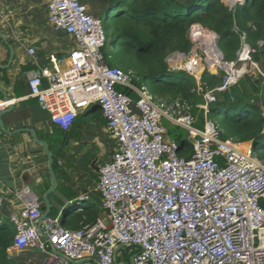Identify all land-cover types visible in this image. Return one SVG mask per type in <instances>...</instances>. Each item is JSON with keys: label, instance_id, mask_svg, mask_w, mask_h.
Returning <instances> with one entry per match:
<instances>
[{"label": "built area", "instance_id": "obj_1", "mask_svg": "<svg viewBox=\"0 0 264 264\" xmlns=\"http://www.w3.org/2000/svg\"><path fill=\"white\" fill-rule=\"evenodd\" d=\"M46 6L49 22L74 36L77 45L66 68L52 57L55 71L43 69L30 77L31 96L63 130L99 104L117 150L99 169L103 213L95 222L70 229L59 215L41 221L43 203L28 193L25 206L9 218L16 230L13 249L45 252L43 264H115L124 254L120 245L133 257L131 264H264V161L251 142L222 139L220 126L207 118L217 93H230L245 75L260 72L246 35L238 60L221 58L216 66L224 76L199 105L205 111L199 129L187 101L155 99L147 86L134 85L133 71L103 62L108 36L85 0H46ZM194 28L191 40L206 47ZM167 62L199 84L209 69L192 52H173ZM44 77L48 87H43ZM165 121L187 131L193 144L190 158L179 156Z\"/></svg>", "mask_w": 264, "mask_h": 264}, {"label": "trees", "instance_id": "obj_2", "mask_svg": "<svg viewBox=\"0 0 264 264\" xmlns=\"http://www.w3.org/2000/svg\"><path fill=\"white\" fill-rule=\"evenodd\" d=\"M105 9L112 33L104 50L107 65H120L124 70L136 72L143 80L137 78L134 85L148 86L155 99L168 103L177 99L188 101L193 106L198 127L204 125V110L199 107L205 102L204 94L222 83L224 72L216 75L204 71L203 90L200 91L193 77L182 71L183 75H176L166 61L173 52L188 54L192 50L194 43L190 39V30L193 25L200 24L219 35L218 45L227 62L238 60L241 36L245 34L255 50L253 61L258 64L259 71L261 66L264 67V0H248L237 4L233 10L222 0H107ZM259 42H262L261 46ZM259 73L257 78L245 75L230 93H218L216 101L209 106L208 118L221 127L222 138L252 142L256 156L264 161V72ZM118 90L138 98L128 88L119 86ZM89 113L95 119L103 117L99 104L93 105ZM221 114L223 120L219 121L217 117ZM84 116L78 117L77 125H81ZM165 125L168 137L178 144L179 156L190 158L193 146L187 133L167 122ZM49 146L57 177L66 176L69 166L60 165L59 154L64 152V146L61 145L59 152ZM59 189H62L60 185ZM71 197L73 199L75 194ZM45 209L43 205L42 211ZM102 212L100 200L92 197L81 211H65L62 222L67 228L78 229L82 222H95ZM15 234L14 227L0 226V264H24L16 258L9 259L8 249Z\"/></svg>", "mask_w": 264, "mask_h": 264}, {"label": "crops", "instance_id": "obj_3", "mask_svg": "<svg viewBox=\"0 0 264 264\" xmlns=\"http://www.w3.org/2000/svg\"><path fill=\"white\" fill-rule=\"evenodd\" d=\"M87 1L92 5L93 12L103 10L107 6V0H85L86 3ZM76 45L74 36L57 29L49 22L46 0H0V95L2 96L0 110H6L13 105V108L2 116L6 131L0 127V197L3 199L0 205V221L10 218L13 213L24 207L23 197L28 193L39 197L45 205L43 196L51 186L45 150L28 132L29 129L34 130L37 139L52 145L57 151L61 145L62 148L64 146V152L58 151L61 154L60 165L63 167L72 165V156L66 153V149H77L87 143L85 137L90 132V128L77 125L79 116L69 130L63 131L53 125L50 114L41 108L36 98L31 96L29 86V79L33 74L43 69L55 71L52 57L60 61V68H66L70 53ZM259 45L261 46L262 42H259ZM32 48L36 53L31 52ZM12 49L13 62L9 64ZM48 85L49 80L44 77L43 87ZM3 92L8 95L9 100L4 99ZM92 117L91 124L98 125L102 132L109 134L104 116L95 119L92 114ZM184 131L187 133L186 130ZM111 138L116 144L111 152L113 154L117 150V142L113 137ZM96 139L97 137L94 140L99 141ZM111 159L112 157L107 162ZM89 167L90 164L83 166L85 170ZM92 167V172L97 178L93 194L87 191L89 187H83V184L89 181V179L83 181L85 175L77 174L78 178H74L67 169L66 176L57 177L61 191L68 192L72 196L75 194L71 199L75 204L79 202L75 209L81 206V202H89L92 197H99L102 204L98 190L101 166L96 161ZM89 194L92 196L90 197ZM82 208L75 211L78 212ZM7 225L14 227L11 223ZM8 252L9 259L16 258L24 264H43L46 259L45 252L38 253L32 249L17 251L13 249V245L9 247ZM122 252L123 255L126 254V251ZM120 257L122 256L118 255L117 259L119 260Z\"/></svg>", "mask_w": 264, "mask_h": 264}, {"label": "rangeland", "instance_id": "obj_4", "mask_svg": "<svg viewBox=\"0 0 264 264\" xmlns=\"http://www.w3.org/2000/svg\"><path fill=\"white\" fill-rule=\"evenodd\" d=\"M222 1L228 7L233 5V9L237 5V0L234 3H231V2L226 1V0H222ZM87 3L89 5V9H90V12L92 13V15H94V16L96 15L95 17L100 18L102 20V24L105 27V30H106V33L108 36V40L106 43V45H107L109 38L112 35L111 29L109 28V22L107 21V18H106L107 17L106 16L107 10L106 9H103V10L100 9L96 12H93L94 10H93L92 5H90L88 1H87ZM194 26H196L199 29H200V27H202L204 30H206L208 32H213V31L205 29L200 24H195L192 27H194ZM202 43H205L206 47H207V43L204 42V40ZM105 47L103 48V54H104ZM206 47H205V45L194 46L193 49L191 50L193 55H194V58L199 59L201 61H204L206 63V60H207V54H206L207 48ZM167 58H166V61H167ZM103 62L105 64H108L106 62L105 55H104ZM117 66L122 68V66H120V65H117ZM199 67H201V66L199 65ZM246 67L248 69H251L250 66H246ZM125 71H128V70H125ZM129 71H133V70H129ZM211 71L216 72L215 69H212ZM172 72L175 73L176 75H179V76L184 74V73L179 72V71H172ZM260 72H264L263 66H261ZM134 74H135V80H137V78H138V80H140V79L143 80L142 77L140 75H138L136 72H134ZM251 74H252V76L257 78L258 74H260V73L252 71ZM118 87H117V89H118ZM90 110L91 109H88L86 111H83L82 113H89ZM82 113H80L79 116H81ZM82 116H84V115H82ZM217 120L222 121L223 115L222 114L218 115ZM81 121H82V123H81L82 128L89 127L90 132H88V135L85 137L86 142H87V143H84L85 145H82L80 148H77V149H73V148H71V149L67 148L66 149V151H67L66 153L71 154V156H72V165L68 168V173L71 174L74 178H78L77 174L78 175H85V178L83 181H85V179H89V181L84 183L83 187L84 188L89 187V188H87V191L92 192V194H93L94 189L96 188V185H97V178H96V175L92 172V168H93L92 165L96 161H98L100 163V166H102L107 161H109L110 157H112L111 155H113L111 152L114 149V147L116 146V144H115V141L110 137V135L108 133L102 132L98 125L91 124L93 121L92 114L85 115ZM95 137H97L96 140H99V141H95L94 140ZM82 149H84V150H82ZM45 154H46V152H45ZM46 158L48 159V165H49V158H48L47 154H46ZM62 160H64V157H62ZM86 164H88V165L90 164V167L87 170H85L83 168V166H85ZM48 169H49V166H48ZM49 174H50V172H49ZM70 180H73V179H70ZM50 183H51V178H50ZM90 195L91 194H89V196ZM71 198L72 197L68 192L61 191L60 189L57 190L56 192H54L52 195L54 212L51 213V215L52 216L59 215L60 218L62 219L65 211H68L70 209H74L75 203L72 202ZM87 204H88V202H81V207L84 208L87 206ZM104 219L107 223H109L108 219L105 216H104ZM4 223L10 224L9 217L2 219V221H0V226ZM39 251L40 250H35V252L40 253ZM130 258H131V256L129 255V253H126L125 255H123L122 257L119 258V264H131Z\"/></svg>", "mask_w": 264, "mask_h": 264}, {"label": "water", "instance_id": "obj_5", "mask_svg": "<svg viewBox=\"0 0 264 264\" xmlns=\"http://www.w3.org/2000/svg\"><path fill=\"white\" fill-rule=\"evenodd\" d=\"M248 0H245V3L247 2ZM216 39H217V50L219 52V54L221 55L222 58H224V55L222 53V51L220 50L219 46H218V42H219V35L215 32H212ZM13 55H14V51L12 49V57L10 59V62L9 64H11L13 62ZM212 74H219L218 71L216 72H211ZM3 96H4V99L5 100H9V97L8 95L3 92ZM13 108V105H10L8 109L6 110H0V127L6 131L5 127H4V124H3V121H2V116L9 110H11ZM35 138L36 142L39 143L42 148L45 150L48 158H49V172H50V178H51V186L50 188L45 192L44 196H43V200H44V204L46 206V209L45 211L42 213V216H41V221L44 220L46 217H48L52 211V202H51V195L57 191L58 189V178H57V174H56V171H55V168H54V156H53V152L51 151V148L50 146L45 142V141H42V140H39L37 139L36 137V134L34 132V130L32 129H29V131ZM40 232L42 233V231L40 230ZM121 249H124L125 250V247H123L122 245H120L118 247V251L121 250ZM133 257H131V261H132ZM115 264H119L118 261L116 260V263Z\"/></svg>", "mask_w": 264, "mask_h": 264}, {"label": "bare ground", "instance_id": "obj_6", "mask_svg": "<svg viewBox=\"0 0 264 264\" xmlns=\"http://www.w3.org/2000/svg\"><path fill=\"white\" fill-rule=\"evenodd\" d=\"M226 1L234 3L236 0H226ZM193 32L195 34L199 35V38L201 39L202 42L204 40V42L207 43V47H206L207 48L206 53L208 55L207 61H208L211 69H216L217 64H219V62L221 60V56H220V54L217 50L216 44H215L216 42H215L214 34L212 32H208V31L204 30L201 27H200V29L195 27ZM202 70H203V68L200 69V72H202Z\"/></svg>", "mask_w": 264, "mask_h": 264}, {"label": "clouds", "instance_id": "obj_7", "mask_svg": "<svg viewBox=\"0 0 264 264\" xmlns=\"http://www.w3.org/2000/svg\"><path fill=\"white\" fill-rule=\"evenodd\" d=\"M240 3H245V0L242 2L241 0H237V4H240ZM231 10H233V5H231L230 7H229ZM194 27H196V26H194ZM193 28V27H192ZM192 28H191V30H192ZM202 28V27H201ZM190 30V31H191ZM243 35V34H242ZM215 36V35H214ZM191 39V38H190ZM193 42V41H192ZM215 42L217 43V39H216V37H215ZM194 43V42H193ZM215 43V44H216ZM219 43V42H218ZM217 45V44H216ZM194 46H197L195 43H194ZM193 46V47H194ZM219 46V45H218ZM217 47V46H216ZM193 49V48H192ZM192 51H190L189 53H191ZM188 53V54H189ZM221 56V55H220ZM222 58V57H221ZM223 60H224V58H222ZM208 61L206 60V63L203 61V66H207L209 63H207ZM168 63V62H167ZM169 65V64H168ZM115 67H117V66H115ZM169 68H170V66H169ZM122 69V68H121ZM170 70L171 71H174V70H172L171 68H170ZM206 70H208L210 73L212 72L211 70V68H210V66H209V69H205L204 71H206ZM216 71H218L219 72V74H220V72L222 71V70H219L218 68H216L215 69ZM204 71H203V73H204ZM180 72V71H179ZM182 72H184V71H182ZM185 73V72H184ZM203 73H202V75H203ZM187 74V73H186ZM189 75V74H188ZM202 75H201V81H202ZM190 76V75H189ZM224 76V75H223ZM192 77V76H191ZM194 78V77H193ZM195 79V78H194ZM196 80V79H195ZM196 82H197V80H196ZM197 84L200 86L199 87V90L200 91H202L203 90V88H202V86H201V84H199L198 82H197ZM220 85V84H219ZM218 85V86H219ZM146 86V85H145ZM217 86V87H218ZM215 89V88H214ZM211 90H213V89H211ZM207 92V91H206ZM205 92V93H206ZM224 93V92H223ZM218 94V93H217ZM205 95V94H204ZM177 100H180V99H177ZM175 101V100H174ZM186 101V100H185ZM188 102V101H187ZM189 103V102H188ZM190 104V103H189ZM204 104H205V102H204ZM93 105H95V104H93ZM92 105V106H93ZM191 105V104H190ZM211 105V104H210ZM209 105V106H210ZM92 106L89 108V109H91L92 108ZM191 107H192V112H193V106L191 105ZM101 108V107H100ZM202 109V108H201ZM88 110V109H87ZM202 110H204V109H202ZM86 111V110H85ZM82 113V112H81ZM193 115H194V113H193ZM79 116V115H78ZM195 116V115H194ZM51 117V116H50ZM196 117V116H195ZM207 118H208V113H207ZM196 119H197V117H196ZM209 119V118H208ZM211 120V119H210ZM197 122V121H196ZM165 123H166V121H165ZM167 123H169V124H171L170 122H167ZM204 124H205V111H204ZM56 126V125H55ZM166 126V125H165ZM173 126H175V125H173ZM58 127V126H57ZM176 127H178V126H176ZM196 127H198L197 125H196ZM203 127H204V125H203ZM202 127V128H203ZM60 128V127H59ZM178 128H180V127H178ZM199 129H202L201 127H198ZM61 129V128H60ZM180 129H182V128H180ZM63 130V129H62ZM184 130V129H183ZM220 130H221V137H222V129H221V127H220ZM63 131H66V130H63ZM187 136H188V133H187ZM170 139V138H169ZM222 139H224V138H222ZM188 140L191 142V140L189 139V136H188ZM224 140H227V139H224ZM232 140H235V139H232ZM235 141H238V140H235ZM177 143V142H176ZM245 143H250V142H245ZM252 143V142H251ZM191 144H192V142H191ZM253 144V143H252ZM192 146H193V144H192ZM192 151H193V149H192ZM67 152V151H66ZM262 161V160H261ZM61 164V163H60ZM82 208V207H81ZM81 211V210H80ZM44 212V211H43Z\"/></svg>", "mask_w": 264, "mask_h": 264}]
</instances>
